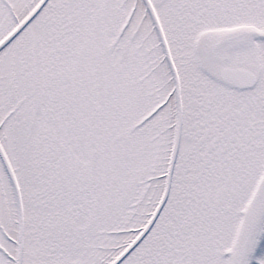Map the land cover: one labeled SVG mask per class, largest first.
Here are the masks:
<instances>
[{"label":"snow or ice","instance_id":"obj_1","mask_svg":"<svg viewBox=\"0 0 264 264\" xmlns=\"http://www.w3.org/2000/svg\"><path fill=\"white\" fill-rule=\"evenodd\" d=\"M0 264H264V0H0Z\"/></svg>","mask_w":264,"mask_h":264}]
</instances>
